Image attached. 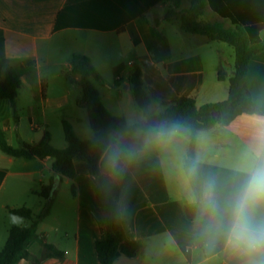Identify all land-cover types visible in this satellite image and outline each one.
Here are the masks:
<instances>
[{"label":"crops","instance_id":"1","mask_svg":"<svg viewBox=\"0 0 264 264\" xmlns=\"http://www.w3.org/2000/svg\"><path fill=\"white\" fill-rule=\"evenodd\" d=\"M191 3L0 0V81L7 62L17 68L22 81L15 106L0 99V130L7 142L22 149L25 143H40L48 132L55 147L52 115L61 113L83 124L80 131L72 125L79 136L90 139L94 135L87 110L79 105L82 88L67 80L72 58L54 60L66 50L90 59L99 76L92 82L104 106L130 124L144 120L131 83L136 67L142 70L151 106L159 105V110L181 97L195 99L198 107L227 100L235 48L188 33L180 15L166 17L169 10L181 13ZM201 20L232 27L230 20L209 8ZM260 36L264 39V30ZM220 72L224 80L219 79ZM247 86L255 103L264 107V51L250 62ZM77 87L81 96L75 99ZM261 119L264 115L244 113L209 130L170 129L160 136L113 132L111 147L118 146L123 154L112 168L107 162L109 148L100 160V171L110 177L109 190L120 206L127 238L141 245L137 256H121L114 264H249L253 257L230 246L228 234L235 197L256 163L258 137L264 129L258 122ZM191 135L196 140L198 191L185 167ZM61 143L62 149L68 145L66 139ZM54 162L51 157L15 158L0 150V212L12 214L11 210L25 207L33 218L22 217L23 223L13 226L38 223L28 247L32 258L19 264H101L96 244L103 237L106 217L96 198V178L86 161L76 156V177L62 176L47 208L41 193L53 182L57 185ZM209 182L215 207L209 206L206 195ZM22 186L26 199L19 203L17 191ZM63 186L74 187L72 194L67 195ZM255 214L264 222V205ZM11 228L0 229V252ZM45 244L53 245L64 257H44Z\"/></svg>","mask_w":264,"mask_h":264},{"label":"trees","instance_id":"2","mask_svg":"<svg viewBox=\"0 0 264 264\" xmlns=\"http://www.w3.org/2000/svg\"><path fill=\"white\" fill-rule=\"evenodd\" d=\"M178 5L180 0H174ZM207 8L222 19L230 20L232 27H226L221 21H204L201 17ZM180 15L181 24L185 31L192 34L206 36L211 40L229 43L235 48V72L229 79L230 91L227 100L210 103L198 107L195 99L181 97L175 101L164 103L163 111L153 115L151 113L152 100L149 96L141 68L134 69L131 83L133 95L137 105L143 111L145 119L130 124L125 117L112 115L104 106L100 92L92 82V78H99L88 57L75 55L72 60V70L67 75L71 84L82 88L79 105L87 110L94 135L90 139L79 136L72 124L63 119L66 148L59 149L52 145L50 133L36 144L25 143L22 149L11 146L4 132L0 130V150L15 158L51 157L55 160L54 171L57 174V185L53 182L44 187L41 195L51 199L62 183V176L75 178L77 171L74 164L76 156L82 157L88 166L90 174L96 178V198L106 217V226L101 228L102 239L97 242L96 249L101 264H114L121 256L134 258L141 245L138 241L127 238L119 204L112 198L108 181L110 177L100 171V160L111 147L110 135L113 132L134 133L143 131L151 133L153 130L164 129L209 130L216 125H227L237 116L244 113L264 115V107L253 100L247 86V75L252 58L264 51V39L260 34L264 30V0H192L190 7L181 13L169 10L166 17ZM79 77V79H77ZM219 79L224 80V74L219 73ZM22 87V81L17 68L7 62L2 70L0 81V99L9 100L13 106ZM196 140L191 135L189 157L185 167L196 191L199 190V179L196 173L194 158ZM55 178L53 179V181ZM74 190V187H72ZM12 214L31 219L33 213L28 208L11 210ZM37 222L31 227L13 226L9 237L0 252V264H19L23 260H31L28 249L31 240L36 236ZM64 253L51 244H45L44 257L63 258ZM38 262V261H37Z\"/></svg>","mask_w":264,"mask_h":264},{"label":"clouds","instance_id":"3","mask_svg":"<svg viewBox=\"0 0 264 264\" xmlns=\"http://www.w3.org/2000/svg\"><path fill=\"white\" fill-rule=\"evenodd\" d=\"M264 126V119L258 121ZM166 132L163 127L153 130L150 135L160 136ZM256 163L248 172V177L232 206V220L228 234V244L250 257L249 264H264V222L256 219V209L264 205V129L258 137ZM118 146L110 147L107 153L108 165L115 168L122 155ZM209 206L215 207L213 183L206 188ZM10 222L16 225L23 223V218L10 214ZM255 257H259L257 260Z\"/></svg>","mask_w":264,"mask_h":264},{"label":"rangeland","instance_id":"4","mask_svg":"<svg viewBox=\"0 0 264 264\" xmlns=\"http://www.w3.org/2000/svg\"><path fill=\"white\" fill-rule=\"evenodd\" d=\"M208 19H211V20H214V18L212 17H207ZM233 49V48H232ZM69 50H66V51H63L62 53H60V55L58 57H56L54 60L57 61V62H62V61H65L67 60L69 57H71V62L74 58L75 55H72L73 51H69ZM234 51V49H233ZM72 52V53H71ZM234 53V52H233ZM235 54V53H234ZM235 56V55H234ZM232 66H233V69L235 70V57H233V61H232ZM56 69H61V67H58ZM232 69V70H233ZM130 70V69H129ZM225 70L226 72L230 73L231 74V68L229 67H225ZM128 73V70L126 71V74ZM77 92L75 94H73V97H78L80 98L81 96V90L80 88L78 89L77 87ZM159 105H155L153 104L151 106V113L153 115H156V114H159L162 110L160 109H157ZM137 108L139 109V113H141V117L143 119H145V116L143 114V111L141 110L140 107L137 106ZM67 113H61V114H53L52 115V122H53V125H52V132L54 134V145L56 148H59V149H62L61 146H63V144L61 143L64 139H65V132H64V129H63V126L61 124V121L66 118H67ZM71 124L74 126V128L78 131L82 130L84 127H83V124H80L78 123L77 121H72V119H68ZM38 122L42 124V119H38ZM74 129V130H75ZM68 144V143H66ZM23 187V186H22ZM24 189H21L20 191H17L18 192V195L16 198H18L19 196H21L20 198H18V200H16V202H24L25 199H26V193L24 192L26 190V187H23ZM36 189L38 190H41V187H36ZM63 189H65L67 191V195L68 194H72V186H63ZM30 200V199H29ZM51 200V199H50ZM50 200L49 199H46L45 200L43 199V204H46V207L48 208L50 206ZM33 201V199H32ZM31 201V204H33V206H38V205H34V203ZM27 202V201H26ZM45 206V205H43ZM9 216H10V213L7 212V211H1L0 212V229H3V228H11L13 225H16V224H13L10 222V219H9ZM20 225V224H19Z\"/></svg>","mask_w":264,"mask_h":264}]
</instances>
